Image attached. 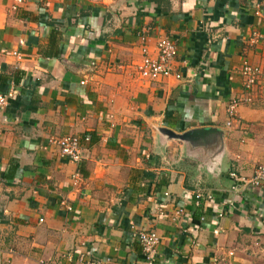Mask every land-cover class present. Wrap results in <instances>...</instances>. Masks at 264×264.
<instances>
[{
  "label": "crops",
  "instance_id": "1",
  "mask_svg": "<svg viewBox=\"0 0 264 264\" xmlns=\"http://www.w3.org/2000/svg\"><path fill=\"white\" fill-rule=\"evenodd\" d=\"M8 5L0 0V95L14 91L0 109V264H148L140 232L160 238L152 264H264V186L231 176L264 164V40L249 43L264 36V0ZM163 36L181 78L140 79L142 48L156 58ZM245 61L263 75L230 122ZM195 129L215 132L181 138ZM68 135L89 137L79 163L51 144Z\"/></svg>",
  "mask_w": 264,
  "mask_h": 264
},
{
  "label": "built area",
  "instance_id": "2",
  "mask_svg": "<svg viewBox=\"0 0 264 264\" xmlns=\"http://www.w3.org/2000/svg\"><path fill=\"white\" fill-rule=\"evenodd\" d=\"M8 11L11 13H16L18 9L26 5L29 0H7ZM38 4L46 5L51 0H34ZM143 39V38H142ZM264 40V36L255 30L251 34L250 45H256L257 43ZM22 44V43H21ZM157 57L151 58L147 54L145 47L142 48L143 58L139 64L135 66V71L138 77L145 81H156L160 78L174 77L179 80L181 75L179 73H174L172 70L173 62L177 56V46L175 42L169 37L163 36L158 38L156 43ZM17 55V53H13ZM240 75L243 80L244 95L240 98L233 99L228 107V116L230 122L235 118L236 109L241 105H250L254 97L252 95L255 90L260 76L263 75L262 70L258 66L251 65L248 62H243ZM14 91L11 89L9 93L0 95V109H4L7 105L8 99L13 95ZM230 125V123H228ZM89 142V137H84L80 139L74 135H68L59 139H54L51 144L58 147L61 157L73 162L79 163L83 158L84 146L83 143ZM232 178L245 185L246 187H251L253 189H258L264 186V164L257 165L251 177L247 179L237 178L235 175H231ZM80 181V176L75 174L73 177V184L78 185ZM202 195L196 194L195 198L197 203L201 200ZM208 199H210L208 197ZM70 210V208H68ZM177 216L183 214V210L180 209L176 212ZM42 222V220H40ZM216 234V232H215ZM137 240L141 246L143 258L148 264H152L157 256L158 247L160 245V238L155 232H140L137 235ZM13 254V251L10 252ZM79 261L85 263L84 255L79 256ZM86 264H110L109 261H88Z\"/></svg>",
  "mask_w": 264,
  "mask_h": 264
},
{
  "label": "water",
  "instance_id": "3",
  "mask_svg": "<svg viewBox=\"0 0 264 264\" xmlns=\"http://www.w3.org/2000/svg\"><path fill=\"white\" fill-rule=\"evenodd\" d=\"M213 132H215L214 129H195L185 133L181 138L196 140L198 137H206Z\"/></svg>",
  "mask_w": 264,
  "mask_h": 264
}]
</instances>
